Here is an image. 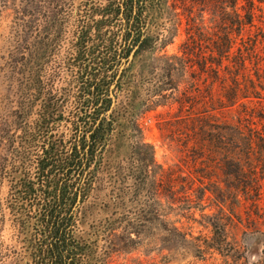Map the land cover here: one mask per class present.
Wrapping results in <instances>:
<instances>
[{
	"label": "rangeland",
	"instance_id": "1",
	"mask_svg": "<svg viewBox=\"0 0 264 264\" xmlns=\"http://www.w3.org/2000/svg\"><path fill=\"white\" fill-rule=\"evenodd\" d=\"M123 1L0 0V264H25L30 259L28 255L25 258L22 234L6 208L12 194L11 177L19 175L23 159L36 160L43 147L46 149L52 143L63 151V158L70 157L74 143L81 138V124L76 120L78 115L83 116L82 97L87 94L88 72L96 74L99 81L102 74H97V68L106 49L124 41ZM239 1L246 4V0ZM155 11L150 47L140 52L115 92L116 81L112 84L113 107L101 114L115 110L120 126L106 153L107 160L96 172L92 198L86 203L89 214L81 228L84 233L108 216L106 206L116 199L123 206L134 208L152 203L150 187L143 185L142 190H136L144 175L141 156L152 157L154 174H169L176 181L175 189L170 191H177L181 200L173 203L165 184L161 196L165 207L184 205L182 191L187 178L194 181L195 205H201L202 186L211 188L212 182L223 173L215 145L209 144L204 152L201 134L196 136L197 140L190 139L192 133H187V128L198 127L203 116L211 124L217 113L228 121L246 115L229 107L218 109L217 100L225 89L215 78L213 68L201 70L200 64L205 61L212 65L210 61L216 54L214 43L218 40L216 33L222 13L217 0H164L163 6ZM262 19L259 15L254 25H245L233 56L238 48L256 39L258 51L264 55ZM137 48L127 58L116 60L114 73L118 78L133 60ZM129 109L138 113L135 124L126 120ZM248 109L254 113L257 125H264V100L254 99ZM189 116L195 121L186 122ZM83 144L87 146L86 141ZM92 168H96L95 163ZM34 171L32 167L31 172ZM209 195L212 194L207 192L203 200V205L208 206L205 211L185 213L182 217V221L195 226L196 235L203 229L201 225L210 221L206 214L215 212ZM69 204L74 206L73 199ZM2 213H7L6 217ZM160 243L158 240L143 243L137 249L114 251L109 264L221 263L218 254L211 258L208 255L204 260L202 252L191 244L169 253L163 250L166 244ZM229 247L233 251L235 246ZM236 255L240 261L243 253Z\"/></svg>",
	"mask_w": 264,
	"mask_h": 264
},
{
	"label": "trees",
	"instance_id": "2",
	"mask_svg": "<svg viewBox=\"0 0 264 264\" xmlns=\"http://www.w3.org/2000/svg\"><path fill=\"white\" fill-rule=\"evenodd\" d=\"M217 2L222 13L216 33L218 40L214 43L216 54L210 61L212 65L205 61L200 64L201 70L207 72L213 68L215 78L225 89L217 100V108L229 107L246 112V115L244 118L239 116L237 121H228L217 113L211 124L206 123L208 120L203 116L199 119L200 125L187 128V133H192L190 139L195 140L201 134L199 140L204 152L209 144L215 145L223 176L217 177L211 188L202 186L199 206L193 200L194 181L187 178L182 191L184 205H171L168 209L161 201L165 184L169 190L167 196L173 203L181 200L177 191H170L176 186L174 177L154 174L152 157L141 156L144 175L136 190H142L143 185L150 187L152 203L134 208L125 207L116 199L115 203L106 206V218L93 223L87 233L82 232L89 214L86 203L92 198L96 172L107 160L106 153H109L115 130L120 126V117L114 115L115 110L101 116L104 110L113 107L111 86L116 81L113 91L120 88L137 56L150 47L154 38L150 33L156 24L153 19L157 17L155 9L164 3V0H124V41L113 49H106L97 68V74H102L99 81L96 74L88 72L87 94L82 97L83 116L78 115L76 120L81 124V138L74 143L70 157L63 158V151L52 143L46 149L43 147L36 160L23 159L19 175L16 173L11 177L12 194L6 208L22 234L20 241L24 245L25 258L27 255L30 258L25 264H109L114 251L133 250L143 243L158 240L160 244H166L163 250L169 253L174 248L191 244L202 252L204 260L208 255L211 258L218 254L219 264H264V125L259 127L254 113L248 112L249 103L254 99L264 100V55L259 53L256 39L248 46L238 48L233 56L234 46L245 25H254L259 15L264 21V0H258L259 4L255 0H246V4L239 0ZM262 32L264 34V26ZM135 46L138 48L133 60L118 78L114 73L116 60L127 58ZM86 95L89 97L85 98ZM137 116L138 113L129 109L126 120L135 124ZM186 118L189 119L186 122L195 121L192 116ZM94 163L96 168H92ZM32 167L36 172H31ZM207 192L212 194L208 198L215 212L206 214L210 221L202 224L203 229L196 235L195 226L182 221V217L185 213L205 211L208 206L203 205V200ZM71 199L76 208L70 206ZM2 214L3 217L7 215ZM231 244L235 246L233 251L229 250ZM237 253H243L240 261Z\"/></svg>",
	"mask_w": 264,
	"mask_h": 264
}]
</instances>
